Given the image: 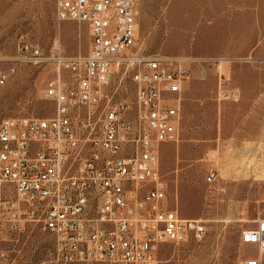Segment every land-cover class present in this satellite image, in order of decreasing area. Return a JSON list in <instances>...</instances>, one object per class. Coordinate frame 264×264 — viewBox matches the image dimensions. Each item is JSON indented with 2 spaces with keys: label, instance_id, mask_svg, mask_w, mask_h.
I'll use <instances>...</instances> for the list:
<instances>
[{
  "label": "built area",
  "instance_id": "2783aa9c",
  "mask_svg": "<svg viewBox=\"0 0 264 264\" xmlns=\"http://www.w3.org/2000/svg\"><path fill=\"white\" fill-rule=\"evenodd\" d=\"M56 8L60 21L88 25L86 55H67L56 43L44 57L24 33L14 58L0 50V87L15 72L8 62L49 61L56 71L45 92L52 117L0 122V264L15 263L2 245L31 227L53 238L54 258L38 264H160L162 245L202 242L208 232L203 219L169 206L160 172V146L177 141L191 72L176 59L135 51L140 0H56ZM122 69L131 71L134 102L122 95L124 75L112 79ZM218 176L213 160L207 180ZM241 236L264 245V218Z\"/></svg>",
  "mask_w": 264,
  "mask_h": 264
},
{
  "label": "rangeland",
  "instance_id": "374dc122",
  "mask_svg": "<svg viewBox=\"0 0 264 264\" xmlns=\"http://www.w3.org/2000/svg\"><path fill=\"white\" fill-rule=\"evenodd\" d=\"M140 0L138 51L144 57L191 58L183 91L177 141L160 146V172L168 204L180 216L203 219L208 232L202 242L164 244L160 264H244L251 254L263 256L264 245L245 244L242 231L264 218V3L252 0ZM177 5V6H176ZM24 33L44 57L61 46L67 55H86L87 24L60 21L56 0H0V50L14 58ZM222 59V61L220 60ZM15 67L0 87V122L5 117L50 118L55 105L46 84L54 65L8 62ZM124 75L122 95L134 102L131 71ZM213 154L215 157H212ZM218 163L210 183L207 170ZM15 254L14 264H38L54 258L53 238L31 227L19 242L3 244ZM72 264H111L79 262Z\"/></svg>",
  "mask_w": 264,
  "mask_h": 264
},
{
  "label": "crops",
  "instance_id": "0c3cea01",
  "mask_svg": "<svg viewBox=\"0 0 264 264\" xmlns=\"http://www.w3.org/2000/svg\"><path fill=\"white\" fill-rule=\"evenodd\" d=\"M220 1H222V0H220ZM227 1L230 2L231 0H227ZM232 1H234V0H232ZM189 2H190L189 0H178L177 5H178V7L180 6V8L181 7L183 8V6L187 5ZM252 2L256 6V9H258V10L262 9V3H264V0H252ZM259 219H262V218H259ZM241 240H242V236H241ZM261 253L264 254V248L261 250ZM249 257H259L263 261V264H264V257L259 256V254H251L250 256H248V258Z\"/></svg>",
  "mask_w": 264,
  "mask_h": 264
},
{
  "label": "bare ground",
  "instance_id": "6f19581e",
  "mask_svg": "<svg viewBox=\"0 0 264 264\" xmlns=\"http://www.w3.org/2000/svg\"><path fill=\"white\" fill-rule=\"evenodd\" d=\"M188 60H192L191 58H184V59H178L179 62H183V61H188ZM222 61V59H220ZM182 65V64H181ZM262 246V245H261Z\"/></svg>",
  "mask_w": 264,
  "mask_h": 264
}]
</instances>
